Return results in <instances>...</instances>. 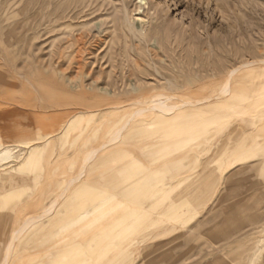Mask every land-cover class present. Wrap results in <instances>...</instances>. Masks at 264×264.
Returning <instances> with one entry per match:
<instances>
[{
    "label": "rangeland",
    "instance_id": "rangeland-1",
    "mask_svg": "<svg viewBox=\"0 0 264 264\" xmlns=\"http://www.w3.org/2000/svg\"><path fill=\"white\" fill-rule=\"evenodd\" d=\"M145 1L143 0L140 8L137 9L138 0H0L1 140L8 141L12 139L11 136L16 133L15 131H24L31 127L33 131L40 129L44 133L57 130L74 112L80 109L85 112L86 107L94 106L93 102L97 98H102L99 92L72 90L66 85L67 78L73 80L80 78L76 76L77 73H80V79L86 87L89 84L94 87L95 84V86L109 88L115 83L118 89L121 88L119 91L121 90L122 98H126V85L131 81L143 86L142 96H146L152 93V91L147 92L148 86L158 87L169 78L171 81H177L176 83L182 80L178 83L181 85L194 81L199 76L210 74L202 82L209 81L210 87L213 85L216 87L197 88V90L195 87V89L191 88L193 93L201 98L212 95L218 90L229 69L247 60L264 58V0ZM126 17L133 25L136 24L135 27H144V36L140 40L129 32L124 33L120 27L123 19L127 20ZM136 17H141L142 21ZM65 25H69L66 28L71 30L72 36L80 37L70 46L61 47L62 40L59 37L64 36L60 33L64 32ZM56 49L57 52H55ZM60 51L62 54L58 57ZM73 54L75 57H72ZM254 71L255 69L251 66L242 67L232 80L233 90L230 94H242L244 90L236 88L235 83L239 79L248 82L249 80L246 79L253 77ZM256 71L263 74L264 65ZM261 79H264V75ZM184 88L182 91H188V88ZM87 91H89L88 94ZM234 107L216 109L217 111L196 110L198 115L196 121L199 126L195 131L206 129L208 132L199 137L200 139L198 138L194 152L185 161L192 178L202 175L203 179H206L226 155H233L240 150V136L251 129V121L255 123L264 121V117L260 116L264 112V104L248 106L246 103L238 108ZM236 111L239 113H231ZM85 113L88 114V112ZM109 117L110 114L102 112L97 115L90 114L88 119L94 118L92 123L98 125L107 121ZM182 126L187 128L188 124ZM247 128L248 130L245 131ZM262 131L264 128H258L252 133L257 135L263 133ZM159 132H146L128 138L129 143L125 142L126 140L117 143L141 145L145 149L143 158L150 160L181 146L194 134L188 131L184 133L174 131L167 134H159ZM30 137H35V134H31ZM207 138L210 141L206 145L204 140ZM228 138L233 140L230 139L227 145ZM263 140L264 137L258 138V142ZM41 141L44 142V140ZM84 147L85 142L82 137L70 136L66 130L61 132V136L53 141L48 159L51 164L46 165L44 174L42 176L31 174V180L27 181V190L0 199V235L2 233L7 236L9 229L18 225L24 216L37 212L48 203L57 191L62 178H68L78 169L80 153ZM111 152L113 150L108 148L100 152L97 159ZM177 153L175 150L170 155L166 154L165 157L170 159ZM196 158L199 161L193 163ZM263 161L264 157L261 156L259 163L255 161L244 165L243 170L236 173L223 186L224 188L216 192V201L214 199L209 202L201 216L197 215L190 221V230L175 224L174 230L167 234L160 229L154 230L151 233L154 237L146 243L137 239L138 245L141 243L144 245L143 250L135 251V246L126 248L133 253L132 257L135 261L133 264L138 262L139 264H208L207 262L210 264L214 258L224 261L222 264H248V258L257 250L255 247L243 254L245 248L253 244V237L255 239L258 235L251 232L264 224V174L260 171L263 169ZM111 162L115 164L117 160L112 158ZM13 166L21 168L20 164H13ZM98 180L103 185L106 184L105 187L110 188V182L105 181L101 176H98ZM91 185L81 181L76 188L85 186L89 191ZM185 188L186 185H183L179 191ZM102 189L113 194L103 187L98 190L102 191ZM75 191L68 192L61 205L63 208L55 209V212H59L56 215H61L59 217L61 226L51 232V234L54 233L53 243L49 242L42 246L41 243H37L39 236L45 234L50 225L37 228L35 233L23 234L24 236L15 247L14 255L20 252L16 253L17 249L25 243L33 249H30L31 252L23 261L16 264L68 263L82 258L91 261L95 254L101 252L105 244L104 240L110 238L111 234L108 230H101L102 226L108 222H104L100 216H88L90 219L96 218V221L86 223L82 227L86 229L65 231V228L70 227L72 223L65 206L68 200L75 201L77 198L73 195ZM115 191L121 192L120 188H116ZM242 200L246 202L250 200L245 203L246 209L245 206L238 205ZM259 208L261 210L258 212V217L251 226L240 229L242 232L236 231V234L230 235L231 237H225L228 232L226 226L230 224L228 220L230 210H239L236 211L238 213L234 212V215L245 217L251 210ZM168 222L173 225L170 221ZM214 232H216L215 235H212ZM176 236L179 238L173 239ZM4 241L5 238L0 240L2 247ZM129 252L118 253L113 247L96 264H123L125 261L122 255ZM258 255L254 256L253 263H264V250L262 249Z\"/></svg>",
    "mask_w": 264,
    "mask_h": 264
},
{
    "label": "bare ground",
    "instance_id": "bare-ground-1",
    "mask_svg": "<svg viewBox=\"0 0 264 264\" xmlns=\"http://www.w3.org/2000/svg\"><path fill=\"white\" fill-rule=\"evenodd\" d=\"M142 1L143 0H138L139 6L137 9L140 8V3ZM77 5H79V3H77ZM91 11L95 12L96 10ZM130 18L132 17L130 16ZM136 18L138 20L142 19L141 17ZM87 24L88 23H86V25ZM120 24V27L124 33L129 32L132 36L139 40L144 36V27H135L136 24L133 25L128 19H123ZM64 27L67 29L66 27H69V25H65ZM65 29L63 30L64 32H61L62 29L59 30L61 32L59 33L62 34V36L64 35L63 37H59L62 40V43L60 40L61 47L70 46L76 41V39L80 37L78 36L77 38V36H75V38L70 32L71 30H68L69 28L67 30ZM57 51L58 50L56 49L55 52ZM52 53L54 54V52ZM60 54H62V51L59 52L58 57L61 56ZM72 57H75L74 54ZM263 65L264 58L242 62L238 66H235L226 72L224 79L215 93L212 95L203 96L201 98L196 96V93L194 94L191 88L193 89L195 87L197 90V88L210 89L212 87H216L214 85L210 87L209 81L202 82L203 79L205 77H209L210 74L199 76L197 79H194V81L186 82L181 85L178 83L182 80L176 83L177 81H171L169 78L165 82L161 83L158 87L148 86L147 92L152 91V93L146 96H142L144 87L139 86L136 83H131L133 81L130 79V84L126 85L127 96L126 98H122L120 96L122 95L120 94L121 90L119 91L121 88L118 89L115 86V83H113L114 85L109 88L105 86H95V84L94 87L90 86V84L86 87L80 79V73H77V70H75V73H77L76 76L78 75L80 78H76L74 80L72 78H67L65 80L66 85L72 90L80 89L82 92H85L86 90H91V93L92 91L99 92L102 97L97 98V100L94 102L92 101L94 106L86 107L87 111L85 112H88V114L80 109L71 114L64 121L63 126L54 131L51 130L44 133L40 129L33 131L31 130V127L30 129L24 131H15L16 133L13 132L14 135L11 136L12 139L8 141H2L0 137V199L11 194L27 190V181L31 180V174L39 176L44 174L46 165L51 164L50 160L48 159L50 151L52 150L53 141L61 136L62 131L66 130L70 136H74L75 138L82 137V140L85 142L84 150L80 153L78 169L68 178H62L57 191L48 200V203L43 205L44 207L40 210H37V212H33L24 216L18 225L9 229L7 236H4L6 234L1 233L0 237H3L2 239L5 238V241L3 247L2 244L0 245V251L2 250L0 264H16V262L23 261L25 256L31 252L30 249L32 247L27 246V243L22 244L16 251V253L19 251L20 252L14 255L15 247L26 233H35L37 228L50 225L47 232L39 236L37 243H41V246L47 245L49 242L53 243L52 235L54 233L51 234V232H54L55 229L61 226V223L59 222V217L61 215H56L59 212H55V209L57 208L60 210L68 192L72 190H76L73 195L77 196L78 201L76 198L75 201L68 200L66 203L65 208L71 217L72 223L70 227L65 228V231L86 229L82 228L86 223H93L94 220L96 221V218L90 219L88 216L98 215L104 220V222H108L102 226L101 230H108L110 231L111 235L110 238L104 240L105 244L103 245L101 252L99 254H95L91 261L82 258L68 263L56 264H96L99 259H101L105 253L113 247L118 253L123 251L129 252L126 249L129 246H135V251L143 250L144 245H142V243L138 245V243H136L137 239H140V241L143 243L148 242L150 238L154 237L151 233L156 229H160L163 233L167 234L174 230L175 224H178L179 226L190 230V221L193 220L195 216L202 214L209 202H212L214 199L216 201L217 191L219 192V190L225 186L226 183L229 182L236 173L243 170L245 168L244 165H249L255 161L256 163H259L261 156L264 157V140L263 142H258L259 137H264V131H262L263 133L257 135L252 133V131L257 130L258 128L263 129L264 121L257 123H255V121H251V131L249 130L240 136V150H238L233 155H226L221 163L217 165L215 169L210 172V174L207 175L206 179H203L202 175L192 178V176H190L191 173L189 172V169L186 167L185 161L188 160L190 155H192L194 152L198 138L208 132L206 129L203 131H195V129H197L199 126L196 121L198 119L196 110L208 109L207 111H210V109H212V111H217L227 107L235 106L234 108H238L246 103L248 106L263 105L264 79H261V76L264 75V73L262 74L261 72L256 71L260 70ZM71 66L73 65L71 64ZM248 66H251L252 69H255L253 77L246 79L249 80L248 82H243L241 79H239L235 83L234 86L236 88H241L244 90L242 94H230L231 90H233L231 86L233 78L237 73L240 72L242 67ZM76 68H78V66ZM157 71L158 70H156V72ZM159 73L162 74L160 71ZM86 74L89 76V72ZM155 76L157 78V75ZM164 79H166V77H164ZM127 81L129 82V80ZM93 82L96 81L93 80ZM152 82L155 81L152 80ZM110 85L111 84H109V86ZM184 87L188 88V91H182ZM88 92L89 91H87V94ZM147 92L145 91V93ZM87 103L89 102L87 101ZM102 112H107L110 114V117L104 123L96 125V123H92L94 118H91L90 120L88 119L90 114L97 115ZM231 113L236 114L239 113V111ZM260 116L263 118L264 112L261 113ZM183 124H188V127H183ZM247 130L248 128L245 129V131ZM156 131H160L159 134H167L174 131L180 133L188 131L194 132V134L189 139V141L183 143L181 146L171 149L168 152L150 160L143 158L145 149L141 145L117 143L121 140H126L125 142L129 143V140L127 139L130 137H136L146 132L153 133ZM31 134H35V137H30ZM230 139L233 140V138H228L227 145L230 143ZM41 140H44V142ZM209 141L210 140L207 138L204 140V143L207 145ZM108 148H111L113 152L103 155L102 158L97 159L100 152L107 150ZM175 150L178 152L177 155H172L170 159H166V154L170 155V153ZM112 158L117 160L115 164H112ZM252 158L254 159L249 162ZM198 161L199 159L196 158L193 160V163ZM13 164H20L21 168L15 167ZM99 170L100 173H98ZM260 171L262 174H264V161L263 169ZM98 176H101L105 181L110 182V188L105 187L104 185L106 184L103 185V183L98 180ZM81 181L92 184L91 190L88 191L85 186L76 188V186H78ZM183 185H186V188L183 191H179V188ZM100 187L109 189L111 192H113V194H109L108 191L103 189L102 191H99L98 189ZM116 188H120L121 192L116 193ZM222 191L224 192V190ZM50 193L52 194V192ZM47 196L49 197L50 195ZM248 202H250V200L247 202L242 200L238 203V205L245 206V203ZM260 210L261 208L255 209L253 211L251 210V212L245 217H237L234 215V212L239 210H230V218L228 219L230 224L228 227L225 225L228 231L227 236L225 237H229L230 235L232 236L233 233L243 229L244 227L249 225L251 226L253 221L257 219L259 214L258 212ZM110 220H112L114 223H111ZM168 221L173 223V225H171ZM215 233L216 232H214L212 235H215ZM251 233H257L258 235L255 237V239L253 237V244H250L247 248H245L243 254L255 247L257 250L253 252L250 258H248V264H254V256L260 254L262 249L264 250V224L261 225L259 229H255ZM145 236H147V238H145ZM179 236H176L173 239L179 238ZM250 237L252 238V236ZM1 238L0 240L2 241ZM246 242H248V240ZM132 254L133 253L131 251L122 255V259L125 261L123 264H133L135 262L133 260ZM147 255H149V253H147ZM212 257L214 256L212 255ZM225 260L227 259L225 258ZM223 262H221V259L219 258H214L210 264H222ZM207 263L209 264V262ZM31 264H38V262H32ZM136 264H139V262Z\"/></svg>",
    "mask_w": 264,
    "mask_h": 264
}]
</instances>
